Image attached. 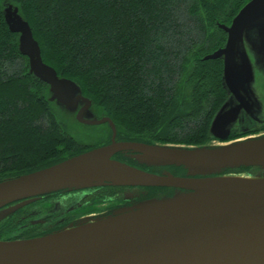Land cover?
Returning a JSON list of instances; mask_svg holds the SVG:
<instances>
[{
	"label": "water",
	"instance_id": "95a60500",
	"mask_svg": "<svg viewBox=\"0 0 264 264\" xmlns=\"http://www.w3.org/2000/svg\"><path fill=\"white\" fill-rule=\"evenodd\" d=\"M2 13L9 32L19 36L18 52L27 58L29 73L48 85L49 100L76 111L81 124L107 123L111 137L108 144L1 180L0 220L64 190L114 186L173 192L43 236L0 240V264H264V135L203 146L116 141L113 122L85 116L91 101L42 61L17 9ZM218 27L227 35L225 45L202 60L223 62L221 83L228 97L208 132L224 142L242 111L258 112L253 68H264V0H248L229 26ZM127 152L138 165L179 167L185 175L153 173L113 158ZM240 168L257 172L224 174Z\"/></svg>",
	"mask_w": 264,
	"mask_h": 264
},
{
	"label": "trees",
	"instance_id": "16d2710c",
	"mask_svg": "<svg viewBox=\"0 0 264 264\" xmlns=\"http://www.w3.org/2000/svg\"><path fill=\"white\" fill-rule=\"evenodd\" d=\"M244 1L0 0V181L87 151H71L72 139L57 130L44 84L28 73L17 36L4 21V3L15 5L28 23L42 61L103 109L116 140L203 146L213 139L209 126L227 95L222 63L202 57L223 44L216 23H229ZM190 63L183 90L180 78ZM241 135L234 130L227 140ZM113 158L185 175L183 168H147L121 153ZM147 189L149 198L173 192Z\"/></svg>",
	"mask_w": 264,
	"mask_h": 264
},
{
	"label": "flooded vegetation",
	"instance_id": "af4514ba",
	"mask_svg": "<svg viewBox=\"0 0 264 264\" xmlns=\"http://www.w3.org/2000/svg\"><path fill=\"white\" fill-rule=\"evenodd\" d=\"M253 75V88L258 101V112L256 115H250L242 111V113H240L239 122L235 125L236 128H232V131L239 129L243 131L246 129L247 131L245 132H248L246 137L264 135V68H253ZM250 120L258 121V124L255 125V127L253 126L254 128H251L252 126L247 123ZM109 142L110 138L105 144ZM121 154L129 159L131 158L129 152ZM109 187L110 186H102L72 191L64 190L41 196L36 201L19 208L0 220V240L29 239L43 236L66 229L70 226H75L85 219L109 215L120 206H129L149 198L147 188L114 187L115 190L113 191L115 192L111 191L107 193L106 188ZM164 195L166 194H160V196ZM70 197H73V202L71 205H67L65 201ZM49 201L59 202L58 206L60 208L57 211L58 213L42 216L38 215V212L30 210V206H35L38 203H47ZM88 201H91V203L93 202V204L98 203V201L102 203L112 202L115 204L109 205L99 212L90 209V212V210H87L89 209L86 208L87 206L84 207L85 202ZM93 204L91 206H93ZM65 205L66 207H64Z\"/></svg>",
	"mask_w": 264,
	"mask_h": 264
},
{
	"label": "rangeland",
	"instance_id": "374dc122",
	"mask_svg": "<svg viewBox=\"0 0 264 264\" xmlns=\"http://www.w3.org/2000/svg\"><path fill=\"white\" fill-rule=\"evenodd\" d=\"M248 2V0L244 1V5ZM243 5V6H244ZM242 6V7H243ZM8 7H10L11 9H14L16 8L17 9V12L18 14L20 15V12L18 10V8L13 5V4H10V3H4L2 5V11H4L5 9H7ZM241 9V8H240ZM22 17V15H20ZM22 19L24 20V18L22 17ZM233 19V18H232ZM232 19L230 20L229 23L227 24H222V25H225V26H229ZM217 24V27L220 23H216ZM219 28V27H218ZM220 29V28H219ZM221 30V29H220ZM224 32V31H223ZM16 34V42H17V49H18V34L17 33H14ZM225 36H224V41H223V44L221 45V47L219 48H222L224 47L225 45V42H226V39H227V35L226 33L224 32ZM217 48V49H219ZM216 49V50H217ZM214 50V51H216ZM213 51V52H214ZM211 52V53H213ZM209 53V54H211ZM208 55V54H206ZM205 55V56H206ZM203 56V57H205ZM25 57V56H23ZM202 57V59H203ZM26 58V57H25ZM27 60V58H26ZM217 61H220L222 63V70H223V62L221 59H216ZM204 61V60H203ZM207 61V60H206ZM192 63H190L185 70H183V74L180 78V87L183 86V90H185V86H184V82H185V77L187 76V73L189 72L190 70V65ZM27 65H28V60H27ZM28 73H29V68H28ZM30 74V73H29ZM57 74V73H56ZM32 75V74H30ZM33 76V75H32ZM59 78H64V77H60V75H57ZM221 76H222V73H221ZM34 77V76H33ZM35 78V77H34ZM37 79V78H36ZM67 79V78H65ZM38 80V79H37ZM72 82H74L79 88L80 86L73 80L71 79H68ZM39 81V80H38ZM41 82V81H40ZM44 84V95L46 97V100L47 102L49 103L50 105V112H51V115L53 116L54 120L56 121L55 123H57L58 125V128H60L61 130L57 129L58 131H61L62 133H64L67 137H69L70 139H72V142H73V146H72V149L71 151H75V150H89V149H93V148H96V147H99V146H102V145H105L104 143H106L109 138L111 137V130L108 126L107 123H104V124H101V125H95V126H88V125H84V124H81L79 122L76 121L75 119V114H76V111H73V110H70L68 108H65L61 105H59L57 102L55 101H50L49 100V97H50V92H49V87L46 83L42 82ZM222 84V83H221ZM81 91V89H80ZM82 94V92H81ZM227 95V94H226ZM83 96V95H82ZM85 97V96H84ZM228 95L226 96V99H227ZM87 98V97H86ZM89 99V98H88ZM225 99V100H226ZM90 100V99H89ZM91 101V100H90ZM82 105L81 104H78V107H81ZM103 109H99L96 105H94V103L91 101V106L89 108V111L85 114V116H91V118H97V119H100L102 117H106L104 112L102 111ZM108 118V117H107ZM250 126H252L251 128H254L255 125L258 124V121H253V120H250L249 122H247ZM238 124V123H237ZM115 126V125H114ZM254 126V127H253ZM236 128V126L234 125L233 128ZM116 129V128H115ZM237 132V135H241V137H239V139H243V138H247L246 137V134H248V132H245L247 131L246 129L241 131L240 129L239 130H235ZM232 132V130H231ZM230 132V133H231ZM258 133V131H257ZM209 134V133H208ZM212 138V137H211ZM238 139V138H237ZM233 140H236V139H233ZM233 140H227V141H224V142H221L219 140H216V139H212L210 141H208L207 143H205L204 145H207V144H211V145H218V144H225V143H229ZM153 144H160V143H153ZM131 159V158H130ZM133 160V159H131ZM135 161V160H133ZM136 162V161H135ZM166 169H161V171H164ZM168 171V170H167ZM159 172V173H160ZM257 171L253 170V171H250V172H242V173H232V174H238V175H242V176H246L248 175L249 173H256ZM108 192H111V191H107ZM112 192H115V191H112ZM153 198V197H152ZM73 202V197H70L68 199H66L65 203L67 205H71V203ZM93 204V202L91 203V201H88V202H85L84 204V207L87 206L86 208H89L87 210H90V209H93L95 211H102L104 210L107 206L109 205H113L115 203H112V202H106V203H102L100 201H98V203L96 204H93V206H91ZM59 202H56V201H49L47 203H38L36 204L35 206H30V210L32 211H35V212H38V215H42V216H47L48 214H56L58 213V209L60 208L59 206ZM60 205H64V204H60ZM58 207V208H57ZM66 207V205L64 206ZM121 207V206H120ZM62 208V207H61ZM66 209V208H64ZM61 211V210H60ZM59 211V212H60ZM91 212V210H90ZM86 213V212H85Z\"/></svg>",
	"mask_w": 264,
	"mask_h": 264
}]
</instances>
